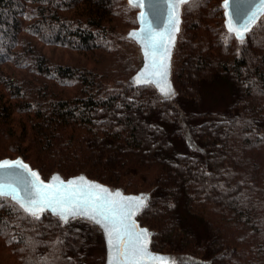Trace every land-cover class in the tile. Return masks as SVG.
<instances>
[{"label": "trees", "instance_id": "obj_1", "mask_svg": "<svg viewBox=\"0 0 264 264\" xmlns=\"http://www.w3.org/2000/svg\"><path fill=\"white\" fill-rule=\"evenodd\" d=\"M222 1L186 4L163 97L130 79L126 0H0V159L148 193L176 264H264V27L230 38ZM25 217L0 208V264H105L90 222Z\"/></svg>", "mask_w": 264, "mask_h": 264}, {"label": "snow or ice", "instance_id": "obj_2", "mask_svg": "<svg viewBox=\"0 0 264 264\" xmlns=\"http://www.w3.org/2000/svg\"><path fill=\"white\" fill-rule=\"evenodd\" d=\"M134 7H142V0H130ZM198 0H155L153 20L159 22L166 18L167 31L157 32L152 21L144 12L139 14L143 25L139 31L129 33L137 40L148 60L134 82L138 84H159V90L165 95L174 94L171 85L166 83L169 69L170 49L179 31L180 8L189 5V10ZM236 0H233L235 3ZM162 5V7H161ZM224 7H229V0H224ZM251 9L241 12L234 9L228 16L230 38L244 42L245 34L253 30V25L264 16V0L254 4ZM233 15L236 22L233 23ZM260 26L264 27V20ZM149 67L152 69L149 72ZM146 197H125L120 192L112 193L103 186L87 181L84 177L73 178L67 182L56 175L45 183L39 174L21 160L0 161V208L10 211H23L27 216L38 220L45 210L60 218L62 223H69V218L78 217L90 222L104 232L109 249L108 264H176V258L160 257L148 251L151 234L147 229L139 228L132 220L135 212L146 204ZM25 217V218H26ZM8 221L0 218V234H3ZM184 264V261H181Z\"/></svg>", "mask_w": 264, "mask_h": 264}, {"label": "water", "instance_id": "obj_3", "mask_svg": "<svg viewBox=\"0 0 264 264\" xmlns=\"http://www.w3.org/2000/svg\"><path fill=\"white\" fill-rule=\"evenodd\" d=\"M127 2L131 6H133L132 3L130 2V0H127ZM154 2H155V0H142L143 6L142 7H136L138 9L137 12H136V18H137V24L138 25L136 27L132 28L129 31V33L133 32V31H139V29L143 26L139 22V14L141 12H144L146 14V16H147V19L149 21H152V26H153V28L157 32H166L167 31L168 25H167L166 18L160 20L159 22L153 20V4H154ZM256 3H258V0H236L235 3H233V0H229V7L228 8H225L224 7V0H223L222 3H221V6H222L223 12H224V23H225L226 29L228 30V16H229V13H232L233 10L236 9V8H238L241 12L247 11L249 9H251L252 11H255V8L253 7V5L256 4ZM184 5H182L181 8H180L179 31L175 33V41H174V44L171 46V49H170V61H169V65L170 66H169V69H168V74L166 76V83H168V84L171 85V88L173 89V92L175 91V87H174V83H173V80H172V77H171V75H172V55H173V52L175 50V47H176V44H177V37H178V34H179V32L181 30V26H182V21H183V6ZM161 7H162V5H161ZM263 17L264 16H261L257 20L256 24L253 25V29L261 21V19ZM235 22H236V16L233 15V23L235 24ZM249 33H246L245 34V39L244 40H246V38H247V36H248ZM138 44H140V43L138 42ZM140 46H141V49H142V52H143V63L141 65V67L130 78L131 81H133V83L136 84V85H143V84L135 83L134 82V78L137 77L138 73H140L142 70H144L146 66H148V60L145 57L144 50H143V46L141 44H140ZM151 71H152V69L149 67V72H151ZM155 79H156L157 82H154L151 85H153L154 87H156L158 89V91L163 95V97H168V96H165L159 90V84L162 83L163 81H159V78H155ZM5 159H7V160H21V161H23L33 171L37 172L39 174L40 180L44 181L45 183L50 182L51 179H52V177H54L56 175H58L61 178V180L65 181V182H67L69 180H72L73 178L84 177L87 181L92 182V183H95V184L100 185V186H103L104 188L108 189L112 193H116L118 191V192H120L125 197H137V196H140L141 194H143L147 198L146 199V203H147V201L149 199V194L146 193V192H139V193H133V192H131V193H127V192H125L121 188H116V187H113L112 185L105 184V183H103V182H101V181H99L97 179H94V178L89 177L85 173H80V174H77V175H73V176L66 177V176H64L63 174H61L60 172L57 171V172H54L53 174H51L48 178H44L43 175L41 174L40 170L38 168L33 167L32 164L29 163L28 161H26L22 156H17V157L7 156V157L1 158L0 161L5 160ZM145 206H146V204H145ZM144 207H142L141 209H139L138 211L135 212V215L132 216V220L139 226V228L147 229L149 231V233L151 234V236H150V242L148 244V251L151 254L155 255V256L171 257V258H173L172 255H169V254H165V253L156 251V250H154L151 247L154 232L148 226L142 224L141 221L138 218L139 214L142 212V210L144 209ZM45 212H50V211L45 210L43 213H45ZM43 213H41L40 215H42ZM69 219H72V218L70 217ZM102 233H103V236H104V239H105V243H106L105 234H104L103 231H102ZM108 259H109V249H108V246L106 244V262H105V264H108Z\"/></svg>", "mask_w": 264, "mask_h": 264}, {"label": "rangeland", "instance_id": "obj_4", "mask_svg": "<svg viewBox=\"0 0 264 264\" xmlns=\"http://www.w3.org/2000/svg\"><path fill=\"white\" fill-rule=\"evenodd\" d=\"M127 1V0H126ZM128 3V2H127ZM129 4V3H128ZM130 5V4H129ZM131 6V5H130ZM185 6H186V4L183 6V13H184V8H185ZM135 17H136V14H135ZM136 21H137V18H136ZM138 25V24H137ZM136 25V26H137ZM136 26H133V27H131V28H129L128 30H126L125 31V37L127 38V40H128V42H126L127 43V47L130 49V50H132L133 52H134V54H135V57L137 58V61H138V66H137V68H136V70H135V72L141 67V65H142V63H143V52H142V49H141V46H140V44H138V42L136 41V40H134V39H132L130 36H129V31L132 29V28H134V27H136ZM182 27H183V21H182V26H181V30H180V32H179V34H178V37H177V44H176V47H175V50H174V52H173V55H172V74H173V65H174V57H175V52H176V49H177V45H178V39H179V36H180V33H181V31H182ZM240 41V40H239ZM125 43V42H124ZM131 43V44H130ZM60 53V51L59 50H57L56 51V55H58ZM57 58V57H56ZM134 72V73H135ZM133 73V74H134ZM171 77H172V75H171ZM173 80V79H172ZM55 172H57V171H55ZM54 173V172H53ZM53 173H51V174H53ZM50 174V175H51ZM49 175V176H50ZM109 185V184H108ZM113 186V185H112ZM113 187H116V188H121V189H123L122 187H117V186H113ZM124 190V189H123ZM125 191V190H124ZM125 192H127V193H131V192H128V191H125ZM133 193H139V192H133ZM147 204V203H146ZM147 226V225H146ZM150 228V227H149ZM151 229V228H150ZM153 230V229H152ZM154 232V231H153ZM154 235V234H153Z\"/></svg>", "mask_w": 264, "mask_h": 264}]
</instances>
